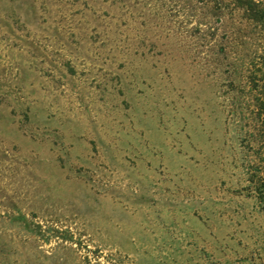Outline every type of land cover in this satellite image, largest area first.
<instances>
[{
  "label": "rangeland",
  "instance_id": "rangeland-1",
  "mask_svg": "<svg viewBox=\"0 0 264 264\" xmlns=\"http://www.w3.org/2000/svg\"><path fill=\"white\" fill-rule=\"evenodd\" d=\"M238 2L0 0V264H264Z\"/></svg>",
  "mask_w": 264,
  "mask_h": 264
},
{
  "label": "trees",
  "instance_id": "trees-1",
  "mask_svg": "<svg viewBox=\"0 0 264 264\" xmlns=\"http://www.w3.org/2000/svg\"><path fill=\"white\" fill-rule=\"evenodd\" d=\"M243 14L248 19L263 20L264 21V1L261 0H238ZM257 112L258 128L257 132L260 138L264 140V98L258 99L255 104ZM264 156V153H262ZM264 159V158H263ZM249 182L251 190L257 194L258 197H264V165L253 164L250 169Z\"/></svg>",
  "mask_w": 264,
  "mask_h": 264
}]
</instances>
